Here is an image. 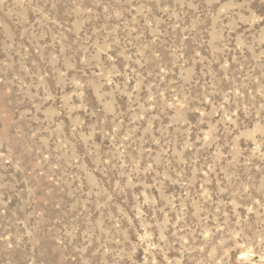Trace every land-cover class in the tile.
Listing matches in <instances>:
<instances>
[{"label": "rangeland", "instance_id": "obj_1", "mask_svg": "<svg viewBox=\"0 0 264 264\" xmlns=\"http://www.w3.org/2000/svg\"><path fill=\"white\" fill-rule=\"evenodd\" d=\"M0 264H264V0H0Z\"/></svg>", "mask_w": 264, "mask_h": 264}]
</instances>
